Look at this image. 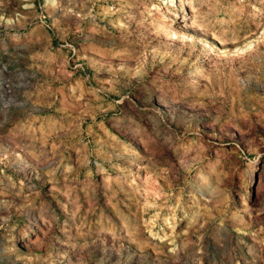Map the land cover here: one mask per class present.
Returning <instances> with one entry per match:
<instances>
[{"label":"rangeland","instance_id":"374dc122","mask_svg":"<svg viewBox=\"0 0 264 264\" xmlns=\"http://www.w3.org/2000/svg\"><path fill=\"white\" fill-rule=\"evenodd\" d=\"M0 264H264V0H0Z\"/></svg>","mask_w":264,"mask_h":264}]
</instances>
